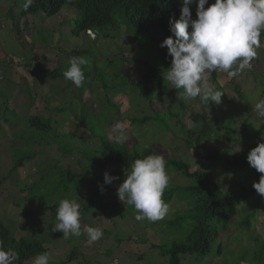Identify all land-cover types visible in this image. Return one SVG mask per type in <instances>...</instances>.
<instances>
[{
  "label": "rangeland",
  "instance_id": "rangeland-1",
  "mask_svg": "<svg viewBox=\"0 0 264 264\" xmlns=\"http://www.w3.org/2000/svg\"><path fill=\"white\" fill-rule=\"evenodd\" d=\"M209 4L211 3L209 2ZM190 10L192 17L196 18V10L193 11L192 6H190ZM71 16L73 15L67 14L63 9L60 14L46 19L44 22V19L39 15L37 18L34 17L38 25L37 29L32 26L34 21L32 18L25 20L18 18L17 20L23 44L29 47V54H35L33 57L36 59L32 60L34 63H46L45 68L51 70L58 64H65V67L63 66L65 71L69 58L74 57L71 55V52L74 51L83 52L81 55L87 63L82 66L85 80L81 87L70 85L71 81L66 79L64 82L51 83V80L46 78H42L43 81H38L39 84L35 81V84L32 85L33 70H29L28 75H24L22 66H19L21 70L15 74L13 71L10 78L19 84L17 86L11 84L9 87L13 91L8 90L14 94V97L10 103L6 102L9 97L11 98L10 93H7V96L4 93V99H0V221L2 220L9 230L15 232L25 231V228L28 227L31 229L32 235L31 237L26 236V239L47 241L46 243L53 247L52 250L61 257H66L69 250L79 248L82 244V251L77 250L80 253H77V257L69 264H87L85 260H92L91 264H107L109 258L112 257V264L115 262L117 264H169L170 256L157 249H151V243L168 248L175 240H181L180 237L172 235L170 232L168 234V231L164 230L165 227H168V223H163V221L169 222L173 220V217L178 218L176 215L173 216L175 210L186 209V204L171 202L169 212L162 220L156 222H150L147 219L137 221L135 216L138 213L134 207L125 205L119 201L117 196V188L125 179L123 168L115 165L99 166L100 168H98V163H93V160L87 157L84 159L83 153L89 154V151L100 150L101 137L98 136V132H100L106 134L109 142L123 143L128 148H134V151H140V148L141 150L151 148V143L162 148L166 147L169 149L170 156L189 163L192 172L199 168L208 170L203 158L205 153H201L199 150L198 152L194 151L184 142L188 129L197 130L199 128L200 123H195L191 116L200 113L201 109L207 112L208 118L217 127L215 132L219 136L220 146H228L234 153L240 152L243 147L226 141L221 129L222 119L226 115L225 119L230 120L232 127L239 131L247 121L256 127L260 125L259 117L253 110V106L254 98L264 95V49H257L251 69H245L234 77H229L227 73L217 74V82L225 91V97L221 100L222 104L210 102L207 106L200 101L199 97L196 99L183 98L180 95L182 90H176L171 83L164 80L163 87L166 94L161 100L156 97L150 103L144 99L141 91L132 87L136 84H130V89L125 88V85L129 82L141 81V75L144 72V67L141 64L133 65L131 63L130 60L135 54L137 59L158 68L162 67L161 56L156 54L154 48L144 45L143 47L139 46V49L132 36L126 31L125 26H121L120 29L118 28L119 31L111 35L115 36L113 39L91 40L85 34L72 37L70 35ZM9 23L11 24L10 21L8 25ZM4 25L6 26L5 22ZM6 32L13 31L6 28ZM3 34L4 32L1 31L0 36L2 37ZM18 41L21 42V38H18ZM37 47H45L47 50H39L40 52L34 53L33 49ZM4 49L21 52V47L15 40ZM138 50H141L140 54ZM123 57H126V63L124 60H120ZM107 59L115 60L111 65L112 69H106L108 65L104 63V60ZM119 68L121 69L120 74H118ZM115 72L117 77L114 75ZM98 75L104 77V82L109 90L103 91L98 86ZM206 76L212 86L208 72H206ZM236 86L240 87L244 95L242 100L236 98ZM26 91L33 94L32 106L28 105L31 100L28 96L31 94L28 95ZM23 96H25L24 100H22ZM179 100L183 102L185 108L181 109L182 105L178 102ZM105 102L114 103L115 109L108 105L105 106ZM6 106L8 108H5ZM46 108L50 115L54 116L50 120L52 130L57 137L55 140L54 136L39 135L32 130L29 133L26 132L29 129L26 124V116L35 113L40 114L41 117L47 116ZM54 108L55 115L52 113ZM59 108L63 110L61 114L57 111ZM105 108L106 111H104ZM170 110L175 114V118H169L168 111ZM143 115L152 118L153 122H148L144 127L139 124L131 127L129 121L133 118L130 117L141 118ZM177 121L184 126H179ZM251 125H249L250 129H253L254 126ZM90 131L95 133L94 139L90 138ZM38 135L41 136V139ZM262 137H264V130L261 133ZM232 138L239 139L240 135H232ZM70 142L73 144L71 145L73 152L69 156L66 154V150H68ZM59 145L65 146V151L59 150ZM208 145L211 148L218 146L215 141H211ZM32 155L35 157L29 160L25 159ZM216 170L218 173L215 176L216 182L225 190L233 189L236 181L246 185L250 184L246 171L231 176L225 173L220 174L219 168ZM105 172L118 177V179L113 180L111 184H105ZM167 174L170 179L165 191L174 186L180 187L188 184V181L180 174L171 172H167ZM98 184L106 185L109 201L124 204L120 208L122 207L125 217L122 219L118 214H115L95 219V216H91L94 219L89 221L93 222L95 226L101 227L104 233L103 237L96 242L82 241L81 243L77 238L74 239L75 236L64 238L62 233L61 238L57 239L60 243L53 240L56 246L63 245L62 247L50 244L49 241L52 240L49 236L54 238L52 235L55 234L52 229L43 224L49 213L44 214L41 211L39 213V210L43 208L40 204L51 207L57 205L62 198L79 199V203H81L85 195L80 196L79 190H86L85 193L92 191L96 194L98 202ZM84 200L86 199L84 198ZM262 206L256 211L257 216L253 220V227L256 234L264 239V205ZM252 207L253 202H244L240 209L251 211ZM28 212L36 213L29 216ZM183 217L180 233H183V229L187 230L189 220L183 219ZM172 232L175 234L174 229ZM13 235L15 239L19 238L18 234L13 233ZM83 235L86 236V234ZM128 238H131V241H128ZM117 239L122 242L118 243ZM144 240L147 243L141 244ZM221 243L224 244L225 248H223L227 252L223 251L221 257L215 258L217 245ZM239 244L243 245V249L238 250ZM249 245L250 247L254 246L244 234L231 228L212 247L211 255L205 260L197 262L196 256L184 255L180 256V264H227L228 261L232 262L235 258L230 255V252L237 256L244 253L245 248ZM65 251L66 253H64ZM107 251H110L109 255L112 256L108 257ZM138 257H142V259L140 260ZM94 260L97 262L95 263ZM49 264L51 263L49 262ZM234 264L240 263L235 262Z\"/></svg>",
  "mask_w": 264,
  "mask_h": 264
},
{
  "label": "trees",
  "instance_id": "trees-1",
  "mask_svg": "<svg viewBox=\"0 0 264 264\" xmlns=\"http://www.w3.org/2000/svg\"><path fill=\"white\" fill-rule=\"evenodd\" d=\"M0 1H3L5 4L8 3V6L5 9L4 18L11 22L13 30L19 36L21 35V32L17 21L18 19L12 17L13 12L15 11L18 12L19 19L27 17L37 18L40 15L45 22L46 19L48 20L57 16L63 9H65L67 14L71 13V15H73L70 28V35L72 37H79L82 33L91 31L95 35L96 40L97 38L98 40L113 39L115 36L111 35L116 31H119L121 26H125L126 31L132 36L138 47H143L144 45L152 46L156 54L158 53L161 56L162 61V67L158 68L157 66L150 65V63L146 61L137 59L138 57L135 58L136 54L132 56L130 61L133 65L141 64L144 67L141 81L133 87L141 91L144 98L147 101H150V103H152L156 97L161 100L166 94V90L163 87L162 71L170 67L172 58L167 55V48L160 47V44L166 37L172 35L170 32L169 21L170 19L179 18L180 0H35V3L27 10L23 7L24 0ZM2 26L4 27V23H0V28H2ZM189 31H191V29H189ZM20 38L22 39L23 37ZM20 47L21 51L24 48L27 50L29 48L24 44ZM138 51L140 54L141 50ZM81 53L83 52L74 51L71 52V55L82 56ZM120 60H124L125 63L127 62L126 57H123ZM114 62L115 60H104V63L108 65L106 69H112L111 65ZM63 66L65 67V64H58L53 70H48L45 68V64L41 62L31 64V69L34 71L33 85L35 84V81L37 84H39L38 81H43L42 78L51 80V83L58 80H65L63 76ZM4 71L1 69V73ZM120 73L121 69L118 71V74ZM208 73L213 88L223 92L224 94L222 95L221 100L224 99L225 91L217 82L216 71H209ZM114 75L117 77L116 72ZM98 83L100 84V87L106 88L104 77L98 75ZM26 92L28 95L29 93L31 94V96L28 97L31 99L30 106H32L33 94L32 92ZM235 94L237 99H243L244 95L239 86H236ZM9 102L10 100L8 98L7 103ZM178 102L182 105L181 109H183V102L181 100ZM54 110L55 108L52 112H54ZM57 111L59 114L63 112L62 108L57 109ZM168 113L170 114L169 118L176 117L172 110L168 111ZM225 116L226 115L223 116L224 120L222 119L221 126L223 135L226 138V141L233 142L235 146L243 147L240 152L234 153L228 146H220L218 140L219 136L215 132L217 127L214 126L213 122L208 118L207 112L203 109H201L200 113L191 116L195 123H200L199 128L197 130L188 129L186 131V138L184 140L185 144L194 151L198 152L199 150L201 153H205L203 158L206 161L207 168H209L208 170L199 168L192 172L189 163L170 156L169 149L166 147L162 148L151 143V148L145 150H141L140 148V151H134V148H128L124 144L119 145L109 142L106 134H101L100 132H98V136L101 137L100 150H88L90 152L89 154L83 153V158L85 159V157H87L92 159L93 163H98V168L103 167L104 165H115L123 168L124 172L130 170L131 163L137 158H143L151 154H162L165 157L166 171L180 174L188 181L186 186H174L168 191H164L163 194V200L168 205L171 202H182L187 206L184 210H175L173 216L176 215L178 218L173 217V220L171 219L172 221L169 222L163 221V223H168V227H165L164 230L166 229L168 234L170 232V234L180 237L181 240H175L168 248H163L160 245L157 246L153 243H151L150 247L151 249H157L162 251L163 254L169 255V264H180V256L184 255L196 256L197 262L205 260L211 255L212 247L221 240L223 235H225V233L231 228L244 234L254 246H247L245 252L237 256L230 252V255L235 258L232 262L228 261L227 264H234L235 262L240 264H264V239L256 234L255 228L253 227V220L257 216L256 211L264 205V197H261L252 187L253 182H258L259 177L262 174L251 168L246 159L248 152L261 141V133L264 130V120L258 118L260 121L258 127L251 125L249 123L250 121H247L239 131L232 127L230 120L228 121L225 119ZM50 119H52V117L49 115L45 117H41V115L36 113L30 115L26 122L29 127L26 132L29 133V130H32V132L35 131L39 135L45 134L51 137L54 136L55 140L57 137L52 130V122ZM151 120L153 119L144 116L141 119H132L131 123L132 125L139 124L140 126H144L148 122H153ZM178 124L179 126H184L183 124L180 125L179 122ZM249 125L254 126L253 129H250ZM90 132L92 133H90V137L94 139L95 133L93 131ZM232 135H240V138L233 139ZM39 139H41V136H39ZM211 141H215L218 146L211 148L208 145ZM71 145L73 144L70 142L69 148L66 150V154L69 156L73 152V146ZM65 148L66 147H63L62 145H59L58 147L61 151H65ZM34 157L35 156L32 155L25 159L29 160ZM19 166L21 165L19 164ZM218 168L220 169V174L225 173L231 176H236L246 171L248 173L250 184L246 185L236 181L233 189L225 190L216 182L217 180L215 176L218 174L216 170ZM105 186V184H98L97 186L98 202L95 193L92 191L85 193L86 190H79V187L77 188L81 192L80 196L85 195L84 198L86 199L84 200L83 198L80 203L82 225L88 224L95 226L93 222L89 221H93L94 219V217L91 216H95V219L106 215L113 216L115 214H118L122 219L125 217L122 207L120 208V206L124 204H116V202L112 203L109 201V194L107 193L108 191ZM101 189H103V191H101ZM77 200L79 201V199ZM244 202H253L251 211L240 209L241 204ZM57 206L58 203L51 207L41 208L40 211L44 214L49 213L47 220L43 222V224L46 225L45 227L52 229V224L57 222ZM182 217L183 219L189 220L187 230L183 229V233H180L182 230ZM172 229H174L175 234H173ZM8 231L7 227H4L0 223V239H2L0 240V245H2L5 250L12 249L18 254V259L14 264H32L33 258L37 254L44 252L49 254V262L51 264H69L75 257H77V250L80 249L82 251L83 249V245L81 244L79 248H73L67 253L65 251L64 253H66L67 256L61 257L52 250L53 247L46 243L47 241L45 240L39 241L22 238L19 241H16L15 239L10 238ZM184 231H186V233H184ZM53 233L55 234L52 235L54 238L49 236L52 240L49 241L50 244H54V239L58 241V237L61 238L60 235L62 234V231H56ZM105 233L107 234V232ZM75 238L80 240L81 243L82 241H89L87 236L83 234L80 237H74V239ZM127 240L131 241V238H128ZM116 241L118 243L122 242L118 239ZM58 242L60 243V241ZM145 243L147 242L144 240L141 244ZM54 245L56 246V243ZM55 246L54 248L62 247L63 245ZM217 246L218 248L215 258L221 257L223 251L225 252L223 243ZM239 249H243V245L239 244L238 250ZM109 254L110 251H107L106 255L108 257L112 256ZM138 258L140 260L142 259V257ZM94 261L95 263L97 262L96 260ZM112 261L113 257L109 258L107 264H112ZM85 262L91 264L92 260H85Z\"/></svg>",
  "mask_w": 264,
  "mask_h": 264
},
{
  "label": "clouds",
  "instance_id": "clouds-1",
  "mask_svg": "<svg viewBox=\"0 0 264 264\" xmlns=\"http://www.w3.org/2000/svg\"><path fill=\"white\" fill-rule=\"evenodd\" d=\"M34 3L35 0H24L23 7L27 10ZM180 3L179 18L169 21L172 35L166 37L160 44V47L167 48V55L172 58L170 67L162 71V78L171 83L176 90H182L180 95L183 98L196 99L199 97L200 101L207 106L210 102L220 104L224 93L209 84L206 72L216 71L217 74L227 73L229 77H234L245 69L252 68V61L256 58L257 49H264L262 46L264 43V32H262L264 31V0H180ZM206 5L208 6L206 7ZM190 6L193 11L196 10V18L192 17ZM82 34L90 37L91 40H96L91 31ZM0 61L2 65L3 62ZM3 61L5 62V58ZM86 63V59L82 56L69 58L68 67L63 72V76L66 80L71 81L70 85L76 87L83 85L85 76L82 66ZM22 65L21 60L17 66L9 67L18 72L19 66ZM1 74V80H3L4 73ZM137 83L136 81L129 82L125 88L130 89V84ZM98 86L100 87L99 83ZM100 88L103 91L109 90L107 85L106 88ZM12 98L11 96L9 100L11 101ZM0 99L4 98L0 97ZM254 99L253 110L259 118L264 120V95H258ZM104 105L111 106L113 109L116 107L111 102H105ZM47 111L51 116L48 109ZM52 113L55 115L54 112ZM130 118L141 119L135 116ZM131 120L129 121L130 125H132ZM246 159L251 168L262 174L258 182H253L252 187L261 197H264V137L257 143V146L248 152ZM116 179L118 177L111 176L108 172L104 173L105 184H111ZM169 179L165 157L162 154L137 158L131 163L130 170L125 172V179L117 188L118 199L125 205L134 207L138 213L135 216L137 221L147 219L150 222H156L162 220L169 212V205L163 200ZM40 206L50 207L41 204ZM32 213L28 212L29 216H32ZM56 221L52 224V231H62L64 238L80 237L82 234H86L89 242H96L104 234L103 229L99 226L81 224V204L77 199L62 198L59 200ZM0 223L7 227L2 220ZM7 229L9 230L8 227ZM30 231L31 229L28 227L25 228V231L9 230L8 235L15 239L13 233L18 234L19 238L15 240L19 241L26 236L31 237ZM17 259L18 254L14 250H5L0 245V264H14ZM49 259L47 252L40 253L33 258L32 264H49Z\"/></svg>",
  "mask_w": 264,
  "mask_h": 264
},
{
  "label": "crops",
  "instance_id": "crops-1",
  "mask_svg": "<svg viewBox=\"0 0 264 264\" xmlns=\"http://www.w3.org/2000/svg\"><path fill=\"white\" fill-rule=\"evenodd\" d=\"M7 6H8V3L5 4V3H3V1H0V23H4L5 22V24H6V26L4 25V27H2V29L0 28V33H1V31L4 32L3 36L2 37L0 36V60H2V62H3V64L1 65L2 70L4 71V68H5V71L3 72L4 73V79L0 80V84H2L0 86V97H3L4 93H5V95L7 93H10V95L12 97H14V94L9 92V90H10L9 86L11 84H13L15 86H17V84H19V83L16 82V80L10 78L11 75L13 74V71H14V74L16 73V71L14 69L12 70L9 66H7L6 62L3 61L4 58H6L8 56H15L17 58H20L22 60V63H23V65H22L23 69L22 70H24V72H23L24 75H28V73H29L28 71L32 70L31 69V64H34L33 61L36 59V58L33 57L35 54H29L28 50L26 48H24L21 52L20 51H15L14 49H11V50H5L4 49L5 46H8V45L12 44L13 40H15L16 43H18V46H21L23 44L22 39H21V42L18 41V38H20V36L17 35V33L13 30L12 25L10 23L8 25L9 21H7L4 18V15H5L4 13L6 11L5 9L7 8ZM12 17L14 19L15 18L18 19L19 18L18 12L17 11L13 12ZM27 18H32V17H27ZM21 19L25 20L26 18H21ZM1 20H2V22H1ZM32 20H34L32 26L37 29L38 26H37V24L35 22L36 21L35 18H32ZM25 26H27V25H25ZM6 28H10V31L12 30L13 32H6ZM39 50L43 51V50H47V49L45 47H37V48L33 49V52L35 53V52H37ZM19 70H21V67H20ZM32 85H33V83H32ZM24 98H25V96H23L22 100H24ZM28 105L30 106V104H28ZM5 108H8V107L6 106ZM13 112H14V110H13ZM16 116L18 117V115H16ZM29 116H26V117L28 118Z\"/></svg>",
  "mask_w": 264,
  "mask_h": 264
},
{
  "label": "built area",
  "instance_id": "built-area-1",
  "mask_svg": "<svg viewBox=\"0 0 264 264\" xmlns=\"http://www.w3.org/2000/svg\"><path fill=\"white\" fill-rule=\"evenodd\" d=\"M5 62L8 66H17L20 62L21 59L15 57V56H8L5 58ZM0 66H1V61H0ZM2 79V74H1V67H0V80Z\"/></svg>",
  "mask_w": 264,
  "mask_h": 264
}]
</instances>
